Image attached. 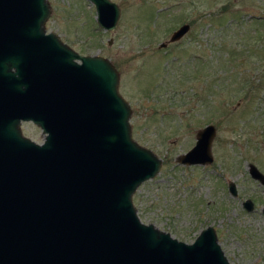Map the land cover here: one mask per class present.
Returning a JSON list of instances; mask_svg holds the SVG:
<instances>
[{"label": "water", "instance_id": "obj_1", "mask_svg": "<svg viewBox=\"0 0 264 264\" xmlns=\"http://www.w3.org/2000/svg\"><path fill=\"white\" fill-rule=\"evenodd\" d=\"M89 1L98 25L113 29L118 3ZM50 12L48 0H0V264H230L213 226L186 242L140 219L133 193L161 158L133 138L116 66L47 31ZM215 134L213 123L199 128L177 161L211 163ZM250 173L264 182L254 164ZM229 190L237 194L233 181Z\"/></svg>", "mask_w": 264, "mask_h": 264}, {"label": "rangeland", "instance_id": "obj_2", "mask_svg": "<svg viewBox=\"0 0 264 264\" xmlns=\"http://www.w3.org/2000/svg\"><path fill=\"white\" fill-rule=\"evenodd\" d=\"M48 1L46 30L112 61L133 138L161 158L133 193L140 219L186 242L212 224L230 264H264V187L250 173L254 164L264 176V0H113L120 16L110 30L89 0ZM184 22L190 30L168 41ZM207 123L216 126L213 161L178 162ZM21 129L43 141L32 121ZM252 196L247 211L242 201Z\"/></svg>", "mask_w": 264, "mask_h": 264}, {"label": "flooded vegetation", "instance_id": "obj_3", "mask_svg": "<svg viewBox=\"0 0 264 264\" xmlns=\"http://www.w3.org/2000/svg\"><path fill=\"white\" fill-rule=\"evenodd\" d=\"M189 23V22H188ZM190 24V23H189ZM191 27V26H190ZM176 29V28H175ZM190 30V29H189ZM188 30V31H189ZM187 33V32H186ZM185 33V34H186ZM184 34V35H185ZM165 42H167V44H169L168 43V41H165ZM171 43H175V42H171ZM77 51V50H76ZM80 53V52H79ZM81 54H88V53H81ZM22 122H24V121H21V123ZM21 123H20V126H21ZM24 134V133H23ZM43 137H44V134H43ZM213 153V152H212ZM213 159H214V155H213ZM209 164V163H208ZM252 178H254L255 180H257V182L260 184V185H262L263 187H264V182L261 180V179H259V178H256V177H254V176H252ZM259 180H261V181H259ZM230 181H233L234 182V184H235V186H236V190H237V194L235 195V196H238V194H239V189H238V185H237V183H236V181H234V180H229L228 182H227V189H228V191H229V193L231 194V192H230V190H229V182ZM232 195V194H231ZM245 199H250L251 201H252V209H250V210H248L247 208H245L244 206H243V201L245 200ZM244 200L242 201V206L247 210V211H251V210H254L255 209V207H256V201L258 200L257 199V197L256 196H252V197H245L244 198ZM260 210H261V212L264 214V205H261L260 206ZM211 226H213L212 224H210ZM214 227V226H213ZM214 229H215V232H216V235H217V238H218V232H217V229L214 227ZM219 242V241H218ZM221 246V245H220ZM221 248H222V246H221ZM223 249V248H222ZM223 251H224V249H223ZM224 254L226 255V253L224 252ZM226 257H227V255H226ZM227 259H228V257H227ZM228 261H229V259H228ZM229 263H230V261H229Z\"/></svg>", "mask_w": 264, "mask_h": 264}]
</instances>
